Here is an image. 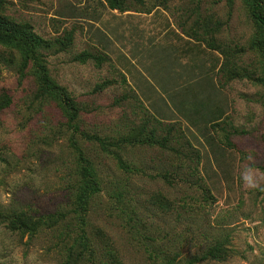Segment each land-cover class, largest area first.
<instances>
[{"label": "rangeland", "instance_id": "1", "mask_svg": "<svg viewBox=\"0 0 264 264\" xmlns=\"http://www.w3.org/2000/svg\"><path fill=\"white\" fill-rule=\"evenodd\" d=\"M119 2L3 0L0 264H62V222L109 264H184L221 237L233 254L202 264H264V191L240 176L264 173L250 0Z\"/></svg>", "mask_w": 264, "mask_h": 264}, {"label": "trees", "instance_id": "2", "mask_svg": "<svg viewBox=\"0 0 264 264\" xmlns=\"http://www.w3.org/2000/svg\"><path fill=\"white\" fill-rule=\"evenodd\" d=\"M108 7L111 10H122L126 11L125 8L120 4L119 0H105ZM251 3V9H250V16L251 18L256 22L257 26L260 28L261 32V39L262 44L264 47V17L260 14V8H261V0H250ZM3 4V0H0V11ZM186 36L192 39H195L196 41H202V36L199 33L196 32H190L185 31ZM0 39L4 41L9 42H15L17 39L15 37L10 36L9 34H6L4 32L0 31ZM33 45V44H32ZM42 86L46 87V81L42 80ZM71 117L74 119L76 117V111L73 110ZM76 129V128H74ZM138 137H141V135H138ZM135 136V138L138 139L137 142L144 141L147 143V136L141 140ZM153 139V137H148V141L150 142ZM106 144V143H103ZM108 147H112V143L107 144ZM81 177L84 180V188L89 189L92 192H96L98 190V187H96V184L88 178V172H87V166L86 163H84V166L81 167ZM21 220V218H18ZM62 222L61 230L58 233V240L63 244V247L65 249L64 258L62 261V264H109L107 260H102L101 258L97 259L96 252L94 250H90V244L88 242V238L86 234L84 233L83 236L80 238H73L72 243L70 244V240L72 238V234L74 232V229L72 228L70 223ZM230 242H228V238L221 237L219 239H215L212 242L206 244V246H203L196 252L194 255H192L184 264H202L205 261H215V262H221L222 260L226 259L228 256L233 254L232 249L229 246ZM227 245V247H226ZM92 256V259L89 260L88 257ZM174 257H167V264H181V261L174 262ZM112 264V263H111Z\"/></svg>", "mask_w": 264, "mask_h": 264}, {"label": "clouds", "instance_id": "3", "mask_svg": "<svg viewBox=\"0 0 264 264\" xmlns=\"http://www.w3.org/2000/svg\"><path fill=\"white\" fill-rule=\"evenodd\" d=\"M248 159L252 160L253 157L249 156ZM240 176L247 189L264 191V173L252 164H245L241 169ZM28 259L30 264H38L34 255L29 256Z\"/></svg>", "mask_w": 264, "mask_h": 264}]
</instances>
